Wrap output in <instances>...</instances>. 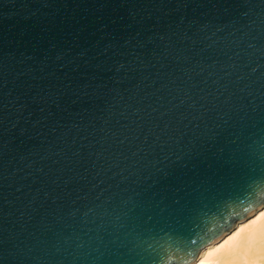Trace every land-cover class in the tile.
Wrapping results in <instances>:
<instances>
[{
	"label": "water",
	"instance_id": "obj_1",
	"mask_svg": "<svg viewBox=\"0 0 264 264\" xmlns=\"http://www.w3.org/2000/svg\"><path fill=\"white\" fill-rule=\"evenodd\" d=\"M264 204V0H0V264H194Z\"/></svg>",
	"mask_w": 264,
	"mask_h": 264
},
{
	"label": "bare ground",
	"instance_id": "obj_2",
	"mask_svg": "<svg viewBox=\"0 0 264 264\" xmlns=\"http://www.w3.org/2000/svg\"><path fill=\"white\" fill-rule=\"evenodd\" d=\"M194 264H264V204L200 250Z\"/></svg>",
	"mask_w": 264,
	"mask_h": 264
}]
</instances>
